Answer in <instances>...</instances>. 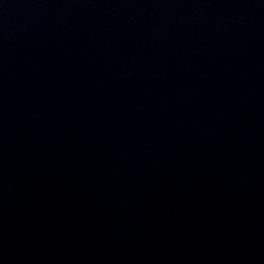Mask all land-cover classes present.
Segmentation results:
<instances>
[{"label":"water","instance_id":"obj_1","mask_svg":"<svg viewBox=\"0 0 264 264\" xmlns=\"http://www.w3.org/2000/svg\"><path fill=\"white\" fill-rule=\"evenodd\" d=\"M0 264H264V0H0Z\"/></svg>","mask_w":264,"mask_h":264}]
</instances>
